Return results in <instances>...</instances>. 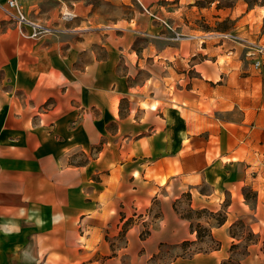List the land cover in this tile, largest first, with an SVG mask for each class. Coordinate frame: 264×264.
Masks as SVG:
<instances>
[{
  "label": "crops",
  "instance_id": "crops-1",
  "mask_svg": "<svg viewBox=\"0 0 264 264\" xmlns=\"http://www.w3.org/2000/svg\"><path fill=\"white\" fill-rule=\"evenodd\" d=\"M193 1L0 0V264H264V55Z\"/></svg>",
  "mask_w": 264,
  "mask_h": 264
},
{
  "label": "rangeland",
  "instance_id": "rangeland-1",
  "mask_svg": "<svg viewBox=\"0 0 264 264\" xmlns=\"http://www.w3.org/2000/svg\"><path fill=\"white\" fill-rule=\"evenodd\" d=\"M193 6L194 34L213 36L227 34V38L234 39L233 37H235L245 47H264V0H194ZM186 200L185 196L181 200H177L175 209L181 216L192 218V227L198 229L200 224L197 219L205 221L211 218L212 214L207 211L191 212L185 206ZM152 222L153 218L150 217V220L144 223L141 233L143 238L147 237ZM198 230L207 243V247L216 246L215 242H210L209 230L206 227H201ZM235 232L244 237L243 242L235 247L231 257L223 264H247L245 262L246 256L249 254L247 244L251 240L249 222L244 221L236 225ZM181 246L185 249L189 245L183 242ZM250 252H254V250H250ZM178 256H180V252L175 246L164 244L151 264H165Z\"/></svg>",
  "mask_w": 264,
  "mask_h": 264
},
{
  "label": "built area",
  "instance_id": "built-area-1",
  "mask_svg": "<svg viewBox=\"0 0 264 264\" xmlns=\"http://www.w3.org/2000/svg\"><path fill=\"white\" fill-rule=\"evenodd\" d=\"M27 0H5V2L1 5L2 10L10 21H15L23 25H27L32 28V35L39 36L47 31L48 28L42 27L32 21H30L24 10V3ZM64 19H72L73 15L68 12H63L61 15ZM223 36L228 37L227 34H223ZM257 52L260 55H264V47H257ZM254 66L259 68L261 66L260 59L255 60Z\"/></svg>",
  "mask_w": 264,
  "mask_h": 264
},
{
  "label": "trees",
  "instance_id": "trees-1",
  "mask_svg": "<svg viewBox=\"0 0 264 264\" xmlns=\"http://www.w3.org/2000/svg\"><path fill=\"white\" fill-rule=\"evenodd\" d=\"M198 229H200V227H198ZM198 229H196L197 230V232H198V236L199 237H201L202 235L200 234V232H199V230ZM185 244H188V242H185Z\"/></svg>",
  "mask_w": 264,
  "mask_h": 264
}]
</instances>
